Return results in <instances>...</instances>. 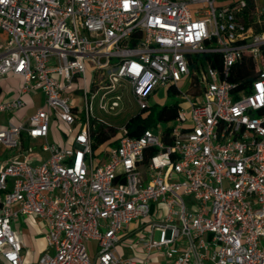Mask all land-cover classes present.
<instances>
[{
  "label": "built area",
  "instance_id": "built-area-1",
  "mask_svg": "<svg viewBox=\"0 0 264 264\" xmlns=\"http://www.w3.org/2000/svg\"><path fill=\"white\" fill-rule=\"evenodd\" d=\"M208 54L217 66L195 59ZM9 75L21 83L0 114L36 91L43 104L0 127L11 153L0 162V264H26L11 225L21 216L44 221L52 250L33 264H146L152 252L164 264H264L257 0H0V80ZM160 88L180 99L168 133L157 124L130 137L124 124L93 152L99 91L104 112L119 107L117 89L141 111ZM53 122L70 144L49 139ZM32 149L45 159L28 161ZM131 235L146 255L122 259L116 245Z\"/></svg>",
  "mask_w": 264,
  "mask_h": 264
},
{
  "label": "rangeland",
  "instance_id": "rangeland-1",
  "mask_svg": "<svg viewBox=\"0 0 264 264\" xmlns=\"http://www.w3.org/2000/svg\"><path fill=\"white\" fill-rule=\"evenodd\" d=\"M258 5L260 8H264V0H257ZM15 86H17V82H15L14 80H7L6 84L4 87H11L14 88ZM77 89V84L73 83L72 86L70 87L69 93L71 96H73L74 94L72 93V91ZM186 86H182L181 90H185ZM104 91H99L95 98L91 101V106H92V117L96 118L98 121H100L101 123H103L105 126L107 127H111L114 130L118 131L119 128H121L122 126H124V124L126 123V121L130 118L133 117L134 115L138 114L140 112L139 106L134 102V100L132 99V96L130 95L129 91H121L120 89H117V91L109 94L110 96H113L115 94H118L121 96V99L119 101V107H117L114 111L111 112H104L101 109H99L98 105H99V100L101 97V94ZM12 90L9 91L8 93V97L7 99H9L12 95ZM158 100V101H156ZM156 100H154V102H156V107L158 108L161 105H171L177 102H180V99L178 97L175 96L174 93H172L171 91L168 92V95L165 91V89L160 88L157 90L156 92ZM160 100V101H159ZM153 102V100L151 101ZM78 108L81 109L82 108V104L80 102V100L76 101ZM39 104L42 105L43 104V99L41 101H39ZM156 108L153 110V113L156 112ZM149 112V111H148ZM14 115L13 113L10 114H6V113H1L0 114V127H4L6 125V121L2 120V118H8V120L13 119ZM56 124V122H55ZM61 126L62 130H66V126L62 123H58ZM159 125L161 129H165L168 125H170V123H164L162 121H158L155 125L152 126V128H155L156 125ZM55 132L53 133L52 137L53 138H57L59 140V142L61 144L65 143L64 142V136L62 135V133L60 132L59 129H56V127L54 128ZM71 137H69L68 141H71ZM11 153L9 151H7V148L0 145V159L3 160L5 159L6 156H9ZM30 154L32 155L33 158H35L37 161H42L45 159L46 154H44L43 152H39L36 149H32L30 151ZM103 155H99L97 158H102ZM28 161H34L30 156H28ZM35 160V161H36ZM25 217L21 216L16 220H13L11 225L13 227V229L16 231V233L18 234V236L21 238L23 245H24V251L25 253L28 254H33L35 253V251H39L40 255L44 254V253H48L51 254L52 250L50 248H48L46 246V243L42 244L43 239H44V235L46 233V228L44 226V221L40 220V219H36V231L35 232H31L25 223ZM158 235L157 233H154V239H157ZM135 238V235H131L129 237H125L123 239H121L117 245H116V251H117V255H119L122 259L128 258L130 256H132L133 254L135 255H142L145 256L146 254H142L140 253V251H138V249H133L131 242L133 241V239ZM45 242V240H44ZM91 248H95L96 246V241L92 240L90 241V243L88 244ZM150 257V262H154L155 260L159 261L158 264H164V262H161L162 258L160 257V255H155V252H152ZM146 264H149L148 262Z\"/></svg>",
  "mask_w": 264,
  "mask_h": 264
},
{
  "label": "trees",
  "instance_id": "trees-1",
  "mask_svg": "<svg viewBox=\"0 0 264 264\" xmlns=\"http://www.w3.org/2000/svg\"><path fill=\"white\" fill-rule=\"evenodd\" d=\"M195 59L208 60L212 66H217V56L214 54L208 55H196ZM244 63V62H242ZM247 74L246 68L245 73L239 75L240 77H245ZM1 95V88H0ZM1 99V96H0ZM157 109L155 113H153L154 109ZM178 104L174 103L171 105H162L158 108L156 105H152L146 110H141L138 114L130 117L126 123L125 127L127 129V133L130 137H138L140 133L147 128H151L158 121H162L164 123H169L173 121L177 115ZM149 111V112H148ZM167 126L166 133H168ZM114 130L111 127H107L104 124H97L96 129L92 132V150L94 153H97L96 150L100 145H107L114 143Z\"/></svg>",
  "mask_w": 264,
  "mask_h": 264
},
{
  "label": "crops",
  "instance_id": "crops-1",
  "mask_svg": "<svg viewBox=\"0 0 264 264\" xmlns=\"http://www.w3.org/2000/svg\"><path fill=\"white\" fill-rule=\"evenodd\" d=\"M9 79L14 80L15 82H17V86H15L14 88L4 87L5 84H6V81L9 80ZM20 83H21V79L19 77L12 76V75H9V76L1 79L0 80V88H1V95L0 96H1V99H7L8 93H9L10 90H12V94H11L12 96L10 98L15 97L17 92H18V88L20 86ZM22 99L25 102V106L23 108L19 109L17 112L13 113L14 117H13L12 121L8 120V118H2V120L6 121V124L7 123H11V124H15L16 125L18 123H21L27 116L31 115L35 111V109L37 107L41 106L39 104V101H41L43 99V95H42V93L40 91H36L33 95H23ZM152 100H153V102H151V105H157L156 102H154V100H156V94L151 99V101ZM156 101H158V100H156ZM55 127H56V129H59L60 132L62 133V135L64 136V142L65 143L61 144L57 138H53L52 137L53 133L55 132V129H54ZM95 129H96V127H95ZM65 136H66L65 131L61 129V126L57 122H56V124H55V122H53L51 124V126H50L49 139L54 141L55 143L61 145V146L62 145H68V144H70L71 141H68L69 138L66 139ZM27 144H28V140H24L23 141V146L26 147ZM104 146H106V145H100L97 148L96 152L97 151L99 152L100 149L102 147H104ZM28 156H30L34 160V161H31V163H38L39 162V161H35L36 159L33 158L31 154L28 153ZM7 159H8V156H6L5 159H3L0 162L2 164H5ZM24 217H25L24 220H25L27 228L31 232H35L36 228H37V226L35 225L36 224V218H34L32 216H24ZM123 238H125V237H123ZM44 243L45 242H44V239H43L42 244H44ZM138 251H140V253H142V254H145L143 251H141V249H138ZM133 255H135V254H133ZM39 256H40L39 251H35V253H33V254H28V253H25V251H23V259H24V262L26 264H33L37 260V258ZM132 256H130V257H132ZM138 256H142V255H138ZM158 262L159 261L155 260L154 262H149V264H158ZM161 262H164V261L161 260Z\"/></svg>",
  "mask_w": 264,
  "mask_h": 264
}]
</instances>
